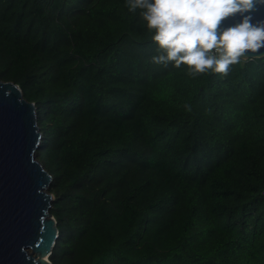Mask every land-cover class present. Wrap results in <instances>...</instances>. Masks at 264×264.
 <instances>
[{"label": "trees", "instance_id": "16d2710c", "mask_svg": "<svg viewBox=\"0 0 264 264\" xmlns=\"http://www.w3.org/2000/svg\"><path fill=\"white\" fill-rule=\"evenodd\" d=\"M124 4L0 0V79L36 104L52 176L50 262L264 264V57L224 79L153 64Z\"/></svg>", "mask_w": 264, "mask_h": 264}, {"label": "water", "instance_id": "95a60500", "mask_svg": "<svg viewBox=\"0 0 264 264\" xmlns=\"http://www.w3.org/2000/svg\"><path fill=\"white\" fill-rule=\"evenodd\" d=\"M253 17L264 21V7ZM236 22L229 18L220 30ZM262 57L264 48L241 59ZM41 143L36 104L0 79V264H52L59 231L50 214L52 176L38 160Z\"/></svg>", "mask_w": 264, "mask_h": 264}, {"label": "clouds", "instance_id": "9594fccd", "mask_svg": "<svg viewBox=\"0 0 264 264\" xmlns=\"http://www.w3.org/2000/svg\"><path fill=\"white\" fill-rule=\"evenodd\" d=\"M124 7L156 45L151 63L185 65L193 79L209 70L224 79L246 53L264 48V21L253 22L264 0H125ZM229 18L237 22L221 31ZM213 50L218 58L210 55Z\"/></svg>", "mask_w": 264, "mask_h": 264}, {"label": "built area", "instance_id": "2783aa9c", "mask_svg": "<svg viewBox=\"0 0 264 264\" xmlns=\"http://www.w3.org/2000/svg\"><path fill=\"white\" fill-rule=\"evenodd\" d=\"M210 55L216 56L217 58L219 57V53H217L215 50H213Z\"/></svg>", "mask_w": 264, "mask_h": 264}]
</instances>
